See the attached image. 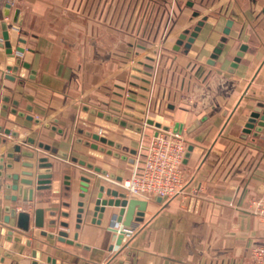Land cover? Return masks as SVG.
I'll use <instances>...</instances> for the list:
<instances>
[{"label":"crops","instance_id":"1","mask_svg":"<svg viewBox=\"0 0 264 264\" xmlns=\"http://www.w3.org/2000/svg\"><path fill=\"white\" fill-rule=\"evenodd\" d=\"M112 1L110 5V0H0V23L7 24L13 49L10 57L0 47V156L13 153L16 145L21 151L34 152L32 158L20 156L19 162L5 156L12 168H4L1 177L0 259L5 253L10 258L0 264H32L34 260L47 264L48 258L55 264H249V248L264 244V219L248 212L250 198L264 196V128L258 137H253V130L243 132L250 112L262 103L264 0H117L116 7ZM6 4H10L9 9ZM193 12L199 17L194 18ZM202 18L203 25L187 54L174 51L178 35L185 29L192 30ZM228 20L232 21L228 41L215 65L210 66L207 61ZM241 45L246 51L231 71ZM17 46L24 50L19 55L14 51ZM110 46L118 50L111 54ZM148 48V57H160L155 72L144 66L149 61L145 55V60L141 59ZM132 55L145 61L140 67L154 73V80L159 81L158 96H164L170 126L183 125L181 134L187 141V152L189 147L191 150L183 162V195L170 200L149 199L142 221L135 224L118 249L110 250L117 235L108 230L107 217L98 226L91 224L92 203L81 228L75 229L77 203L81 200L79 181L86 176L95 191L100 185L124 191L107 176L72 159L122 179L131 176L136 159L131 150L135 147L111 138L107 139L119 144L120 149L99 144L127 160L85 146L91 153L77 154L74 147L79 144L78 125L87 119L95 116L120 126L84 111L86 100H98L107 108L118 109L130 119H124L127 124L139 127L141 119L137 117L141 118V113L137 109L143 95L131 93L122 107L117 101L121 94L113 91L116 99L110 103L109 88L101 81L111 75L118 76L119 83L127 74L132 80L140 77L144 72L141 68L126 64ZM16 56L20 59L18 71L8 72L6 68L14 66ZM108 62L115 72L110 71ZM5 76H12L14 81ZM157 87L154 85L155 93ZM90 106L96 107L88 103ZM4 130L17 132L18 136L5 135ZM29 139L34 143L29 144ZM40 143L64 151L68 157L60 158L38 148ZM42 157L52 165L50 190L34 192L31 202L4 200V196L16 195L6 189L15 184L6 175L23 179L26 177L21 171H30L35 181L37 161ZM21 162L33 163L34 167L24 168ZM66 176L70 177L69 191L64 184ZM6 206H15L17 213L30 212L29 232L18 229L16 219L4 222L8 216ZM38 208L44 211L43 229L34 227L33 211ZM51 212L55 215L50 216ZM49 220H55L56 225L49 226ZM61 222L68 223V239L76 232L77 242L83 247L40 235L42 230L56 235L62 230ZM9 231L12 234L8 240ZM27 240L31 241L30 247L26 246ZM33 249L37 250L35 259L31 258Z\"/></svg>","mask_w":264,"mask_h":264},{"label":"water","instance_id":"2","mask_svg":"<svg viewBox=\"0 0 264 264\" xmlns=\"http://www.w3.org/2000/svg\"><path fill=\"white\" fill-rule=\"evenodd\" d=\"M189 7L193 6V3H188ZM6 8H10V4H6ZM264 13V8H263ZM18 15V10L14 13L13 23L16 22V18ZM192 16L194 18L199 17L198 12H193ZM204 18L199 20L195 26H193L192 30L185 29L183 30L177 37L174 43L173 50L174 51H181L183 54H187L188 50L191 47V44L193 43L194 39L197 37L198 32L200 31ZM232 26V21L228 20L225 24V28L223 30V36L217 43L216 47L214 48L212 54L210 55L209 60L207 61V64L210 66H214L216 60L221 55L222 50L225 47V44L228 41V36L230 33V28ZM0 30H1V39L2 42H0V47L4 48L5 53L13 57V49L10 44V37L7 29V24L5 22L0 23ZM247 40V37H244V41ZM19 43H22L23 40H18ZM15 55L22 53L24 50L17 46L14 49ZM246 51V46L241 45L236 52L233 61L230 65L231 71L235 69L240 62L241 58L244 55V52ZM20 65V59L16 56L15 64L14 66H7L6 70L8 72L16 73L18 71V67ZM144 66L148 69H151V66L148 64H144ZM23 67H28L27 64H23ZM146 75H149L148 72H143ZM6 79L10 81H14V78L12 76H5ZM145 96H143L144 98ZM131 99V98H130ZM6 102L7 99H4ZM140 105H143L142 102L139 103ZM4 109L5 106H2ZM84 111L88 112L91 115H96L100 118H104L107 121H110L114 124H119L120 126L127 127L129 129H134L137 132H140V127H135L132 124H127L124 120H119L116 116H111L110 114H104L101 111H97L92 108H88L87 106H84ZM114 111H119L116 108H112ZM137 112L142 113V110L137 109ZM130 115V114H127ZM138 119L139 118L137 117ZM27 120H33L35 123H39L40 120L33 119L31 117H28ZM146 123L148 125H153L157 128L160 127L159 123L153 122L150 119L146 120ZM46 128H49L50 126L48 124L45 125ZM182 127L183 125L181 123H175L174 127L172 128L173 132L181 134L182 133ZM264 128V104L258 103L256 106L252 109V111L249 114V117L244 125L243 132L244 134H248L253 130V137H258L259 134L262 132V129ZM53 130L54 127H52ZM164 130H167V127H163ZM1 131V128H0ZM59 133H61V130H58ZM5 135H11L14 137L18 136L17 132H10L9 130H4ZM78 134L84 135L86 138L91 139V142L88 140H83L81 138H78L76 140L77 143L82 144L85 147H89L93 150H97L101 153H105L107 155H112L113 157H120L122 160H127L126 156H119L118 153L112 152L110 149H105L102 146H99L100 144H106L108 146H113L117 149H120L119 144H115L112 140H108L105 137H101L97 134H93L90 131H83L82 129L78 130ZM93 141V142H92ZM29 144H33L34 141L32 139L27 140ZM5 144V140H1V145ZM38 148H43L45 151L50 152L52 154L57 155L60 158H67L68 155L66 152L56 149L55 147H51L49 145H43L42 143L38 144ZM191 150V147L188 148V152L186 153L185 157L189 154V151ZM132 154H135V150H131ZM34 155L33 151H21L20 146L16 145L14 146V152L8 153L5 155L0 156V185H1V177L3 175V169L4 168H12V163L5 162V156L6 158L19 162L20 156L32 158ZM47 158L42 157L38 158L37 161V167H36V174H35V181L32 180V177L34 176L33 172L30 171H21V175L25 176L26 178H19L18 175H6V179L13 181L15 184L7 185L5 186L7 190L15 191V196H4V200H9L10 202L17 203L18 199L22 200L23 202H31L34 199V192L37 191H44V190H50L51 187V174L50 170L52 165L50 163H46ZM72 161L77 162L80 166H85L88 170H93L96 173L101 174L102 176H107L109 180L115 181L116 183H120L122 181V178L119 176H116L115 174L108 173L104 169H100L98 167H93L91 164L86 163L83 160H77L76 158H73ZM130 162H133L134 160H129ZM21 166L24 168H33L34 164L30 162H21ZM49 173V174H47ZM69 176L65 177V186L66 190L69 191L70 184H69ZM23 185L30 186L29 189H24ZM34 185V186H33ZM91 181L88 177L82 176L79 181V198L81 199L77 203V210H76V225L75 229L79 230L81 228V224L83 221V217L86 218L90 208L91 203L93 204L92 208V214H91V224L93 225H100L107 217L108 219V230L110 232L116 233V240L115 245L120 246L121 241L123 239L124 234H127L129 231H131L133 225L137 224L138 222L142 221V218L144 216V212L147 206V201L142 199H137L133 197H127L125 192L120 191L118 188H111V187H105L104 185H100L97 190L95 191L93 187H91ZM94 196V200H93ZM87 198V203H85V199ZM93 200V202H92ZM66 207H69V204H64ZM4 212L7 213L8 216L4 217V222H8L10 218L16 219V227L24 232H29L28 229V223H29V217L30 212L23 210L21 212H16V207H10L6 206L4 208ZM50 216H54L55 213L51 212L49 214ZM64 217H68L67 213H63ZM33 222L34 227L37 229H43L44 227V211L42 209H35L33 211ZM49 226H55L56 221L55 220H49L47 222ZM59 226L62 228V230L58 231L56 235L52 232H47L45 230H42L40 232V235L47 237L49 239H54L58 242L65 243L68 245H73L77 248L83 247L80 243L77 242L78 234L75 232L73 234L72 239H68V223L61 222L59 223ZM12 232H8V240L11 239ZM26 246H31V241H26ZM113 249V246H111L110 250ZM37 255V250L33 249L31 251V258L35 259ZM4 258H10V254L5 253L3 255V258L0 259V263L4 262ZM47 264H55V260L48 258ZM32 264H41L40 262L33 261Z\"/></svg>","mask_w":264,"mask_h":264},{"label":"built area","instance_id":"3","mask_svg":"<svg viewBox=\"0 0 264 264\" xmlns=\"http://www.w3.org/2000/svg\"><path fill=\"white\" fill-rule=\"evenodd\" d=\"M12 29L16 30L14 27ZM158 59V57L157 59L151 58L153 63L156 62V66ZM151 69H154L155 72L156 67L151 66ZM152 75L154 79V73L149 72L148 76L152 77ZM152 85L154 87L153 83ZM152 89L150 94L153 92ZM246 95L245 92L243 97H246ZM125 98L128 99L129 96L126 95ZM261 101L264 104V90ZM146 120H141L139 124L140 139L135 149L136 159L133 172L129 178L122 179L118 184L127 197L146 201L154 197L164 200L179 197L183 195L186 185L183 162L187 153V141L182 134L173 132L170 125L156 122L160 124V127L157 128L148 125ZM147 127L151 129L149 135L145 134ZM163 127L168 129L164 130ZM261 138L264 140V136ZM145 139L146 142L144 143ZM248 212L253 216L264 219V196L250 198ZM134 229L135 225H133L131 231L124 234L122 241ZM118 247L114 245L113 249H118ZM249 258V264H264V244L251 246L249 248Z\"/></svg>","mask_w":264,"mask_h":264},{"label":"rangeland","instance_id":"4","mask_svg":"<svg viewBox=\"0 0 264 264\" xmlns=\"http://www.w3.org/2000/svg\"><path fill=\"white\" fill-rule=\"evenodd\" d=\"M113 1L110 0V5H112ZM117 0L114 1V7H116ZM118 48L117 47H113L110 46L109 48V53H113L112 51H117ZM143 55H145V59H149V61L147 62L148 65L153 66L154 68L156 67V62H152L151 63V57H148L147 55H151L150 53V48L147 49V53H141V59L145 60L144 57H142ZM147 56V57H146ZM157 56H155L156 58ZM107 57H105L106 59ZM111 58V57H109ZM140 58H137V56H133L130 57V62H127L126 64H129L131 66H137L138 68H141V70H143L144 72H150L148 70H145L144 67H140L141 64L145 63V61H143V63L141 62ZM160 59V57H159ZM158 59V60H159ZM141 60V61H140ZM110 63V71L113 70L112 67V63ZM146 63V64H147ZM116 69V68H115ZM114 72L116 70H113ZM113 73V72H112ZM111 75V74H110ZM118 76H105L104 78H101V81L104 80V86L109 88V97L110 100H108L111 103V99H116L115 96L113 95V91L117 92L119 94H121V98L117 99V101H119V104L124 107L125 105V97L126 95H128L129 97H131V93H139L143 96H145L144 98H141V102L143 103V105H139L138 108L140 110H142L141 113V118L143 119H150L152 121L155 122H161L163 124H167V125H171V118H169L167 110L164 108V103H165V99L163 94H161V96H158V91H159V81L158 80H154L153 78H151L150 76L146 75L145 73L140 74V77L136 78V80H132V78L129 77V74H127V77L125 78V81H122V83H119L121 81H119ZM158 82V83H157ZM152 83L156 86V84L158 85L157 89H155L156 93L153 91L150 94V91L153 87ZM116 84H119L118 86H115ZM123 88V89H122ZM156 88V87H155ZM152 89V90H153ZM116 95V94H115ZM151 96V97H150ZM151 98V101H150ZM88 103L89 104H94L96 107H91L92 109H95L97 111H102L103 109V113L104 114H110L111 116H116L118 118H123V120H127L129 121L130 119H126L127 117L123 114V113H119V111H113L112 107H105V104L101 103L100 101L96 100L95 103L92 102H88V100H86V103H84V106L88 107ZM110 106H114L113 104ZM101 110H98V109ZM144 111V113H143ZM78 127L80 129H83L85 131H90L93 134H97L101 137H105L107 138H111L117 141H121L124 142L126 144H129V146H133L135 147L134 149H136V147L138 146L139 143V139H140V135L135 134L134 132H129L128 130H124L121 129L120 126L118 125H112L111 123H104L103 121H100L98 119H95V116L92 117L91 119H87L86 121H84V124H80L78 125ZM151 133V129L150 127H147L145 134L149 135ZM78 138H81L83 140H88L91 142V139L86 138L84 135H78ZM93 142V141H92ZM146 142V139L144 140V143ZM100 144V143H98ZM101 145V144H100ZM74 148H76L77 150V154H90L91 151H89L87 148L85 149V147L82 144H78L76 145ZM89 151V153H88Z\"/></svg>","mask_w":264,"mask_h":264}]
</instances>
